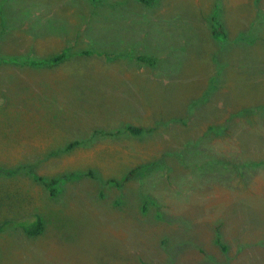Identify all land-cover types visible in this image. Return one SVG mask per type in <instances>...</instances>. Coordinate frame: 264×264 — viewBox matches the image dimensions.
<instances>
[{"label":"rangeland","instance_id":"1","mask_svg":"<svg viewBox=\"0 0 264 264\" xmlns=\"http://www.w3.org/2000/svg\"><path fill=\"white\" fill-rule=\"evenodd\" d=\"M0 264H264V0H0Z\"/></svg>","mask_w":264,"mask_h":264},{"label":"trees","instance_id":"2","mask_svg":"<svg viewBox=\"0 0 264 264\" xmlns=\"http://www.w3.org/2000/svg\"><path fill=\"white\" fill-rule=\"evenodd\" d=\"M142 2H146L149 0H141ZM223 33V37L226 39L227 35H224L226 33H224L222 25H217L215 27L212 28V35L214 38L216 37H220L222 36ZM63 56H56L53 59H51L49 62L50 63H58L62 60ZM154 60H152L151 58H142V62L144 63H149L152 64ZM127 131H129L130 133L134 134V135H139L142 132V128H137L134 126H127ZM45 187L47 188V190L50 192V195L52 197H55L57 195V193L60 191V189L57 187V180H50V181H43ZM160 216V215H159ZM16 227L23 229V231L30 237H36L39 236L40 234L43 233L45 226L44 223L42 221V218L39 217L38 215L31 217L30 219H26V220H21V221H16V223L14 224Z\"/></svg>","mask_w":264,"mask_h":264}]
</instances>
